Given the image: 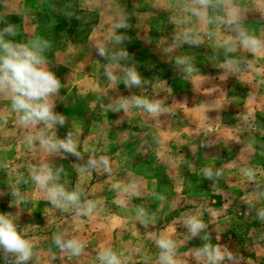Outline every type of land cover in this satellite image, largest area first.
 <instances>
[{"label": "rangeland", "instance_id": "1", "mask_svg": "<svg viewBox=\"0 0 264 264\" xmlns=\"http://www.w3.org/2000/svg\"><path fill=\"white\" fill-rule=\"evenodd\" d=\"M193 7L192 0H0V31L16 32L5 40L46 43L47 67L61 83L51 103L65 121L25 127L0 94V214L32 243L27 264H102L98 253L108 249L121 264H162V236L178 264H208L197 253L205 245L221 250L220 264H264L257 214L264 211V47L253 51L241 35L264 45V0H213L210 22ZM228 10L238 14L235 24L222 22ZM130 68L139 86H125ZM131 97L158 101L162 111L149 114ZM41 129L54 140L71 132L79 158L42 147ZM90 159L108 167L91 169ZM42 166L52 172L48 187L78 192L93 211L54 206L32 179ZM191 217L205 225L196 236L184 225ZM56 236L78 240L81 253L61 251ZM0 264L15 257L0 251Z\"/></svg>", "mask_w": 264, "mask_h": 264}, {"label": "clouds", "instance_id": "2", "mask_svg": "<svg viewBox=\"0 0 264 264\" xmlns=\"http://www.w3.org/2000/svg\"><path fill=\"white\" fill-rule=\"evenodd\" d=\"M194 7L191 9L192 15L196 16L201 21H209L207 10L213 6V0H192ZM225 15L227 19L223 23L232 25L238 20V14L234 10H228ZM210 22V21H209ZM116 28H125L126 24L117 22ZM8 34L15 36L16 32L13 26L9 25L0 31V94L8 95L11 98V107L18 114L19 122L28 127L33 124H43L45 128H50L59 123L64 124V117L57 115L53 111L51 103L52 97L58 94L61 83L57 76L48 69L47 61L43 53L47 47L46 43L39 40L29 41L27 43H14L4 39V35ZM188 33H185L187 37ZM244 37L242 43L252 49L259 51L264 47L262 43L254 37H248L241 33ZM112 39L116 43H122L123 38L113 36ZM184 42L196 44L199 43L195 39H186ZM97 54L107 58V52L99 43L96 45ZM119 55L122 58H127V52H121ZM177 63H184L182 60H177ZM231 63V62H229ZM191 71V69H189ZM109 80H114L116 77L108 70H105ZM141 79L135 69H128L126 73L125 86H139ZM135 106L142 107L149 114H156L162 111L160 103L152 102L139 97H131ZM121 107L127 108V104H122ZM37 136L40 138L42 147L49 150H63L71 155L79 158L80 154L77 151V146L73 140L72 133L69 132L65 139L54 140L52 137L41 129ZM32 138L29 137V143ZM108 167V161L101 159L100 161L90 159L88 165L91 169L97 168L99 165ZM251 176V172L246 173ZM205 175L211 179L212 172L205 169ZM219 175V173H217ZM33 181L46 190L50 202L56 207H63L65 203L77 205L79 214L80 208L83 207L87 213L93 211L90 202H85L80 205V194L78 192H67L63 187L52 186L48 187L49 182L53 179L51 169L47 166H42L40 170L32 176ZM16 194L15 192L13 193ZM258 216L264 219V211H258ZM141 216L143 213L141 212ZM147 224L146 220L141 221ZM188 231L196 236L205 225L195 217L188 218L184 221ZM54 243L61 251H68L74 255H79L83 245L75 239L63 240L61 237H54ZM157 247L161 250L160 260L162 264H178L173 258L174 244L170 239L161 237L156 241ZM0 251L6 256L15 257V264H27L33 255L32 243L24 238L17 230L15 223L7 215L0 214ZM198 254L207 257L208 264H220L225 258L221 250L216 247L205 245L202 249L197 250ZM98 258L102 264H121L118 256L110 249L98 253ZM231 259V255H228Z\"/></svg>", "mask_w": 264, "mask_h": 264}, {"label": "crops", "instance_id": "3", "mask_svg": "<svg viewBox=\"0 0 264 264\" xmlns=\"http://www.w3.org/2000/svg\"><path fill=\"white\" fill-rule=\"evenodd\" d=\"M246 21L247 20H249V19H245ZM74 117V116H73ZM120 217V216H119ZM125 219H130V218H126V217H124ZM145 227H147V225L145 226ZM161 230V229H160ZM167 233V231L166 232H164L163 234H166ZM162 234V233H161ZM153 247L155 248V245H153ZM143 264H145V263H143Z\"/></svg>", "mask_w": 264, "mask_h": 264}, {"label": "trees", "instance_id": "4", "mask_svg": "<svg viewBox=\"0 0 264 264\" xmlns=\"http://www.w3.org/2000/svg\"><path fill=\"white\" fill-rule=\"evenodd\" d=\"M9 21H14L15 19L14 18H12V17H9V19H8Z\"/></svg>", "mask_w": 264, "mask_h": 264}]
</instances>
